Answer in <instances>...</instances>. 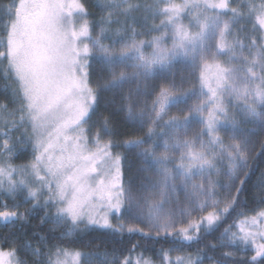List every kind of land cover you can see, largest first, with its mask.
Returning <instances> with one entry per match:
<instances>
[{
	"label": "snow or ice",
	"instance_id": "snow-or-ice-1",
	"mask_svg": "<svg viewBox=\"0 0 264 264\" xmlns=\"http://www.w3.org/2000/svg\"><path fill=\"white\" fill-rule=\"evenodd\" d=\"M0 61V264H264V0H8Z\"/></svg>",
	"mask_w": 264,
	"mask_h": 264
},
{
	"label": "trees",
	"instance_id": "trees-1",
	"mask_svg": "<svg viewBox=\"0 0 264 264\" xmlns=\"http://www.w3.org/2000/svg\"><path fill=\"white\" fill-rule=\"evenodd\" d=\"M6 3H8V0H0V4H6ZM137 15H143V14H142V13H138ZM161 19H163V17H159V16H158V17H156L155 20H149V23H150V24H152V23H154V24H159L160 21H161ZM113 27H115V26H113ZM97 31H98V29H97ZM162 31H164V29H161L160 32H153V33H150L149 36H139V37H137V39H150L151 36L159 35V34H161ZM93 33H94V35L96 34V32H93ZM107 42H108V41H105V43H107ZM149 50H150V49H147V51H149ZM176 67H177V71H185V72L188 71V69L183 68L182 65H180V64H177ZM3 73H4V62L0 61V94L3 93V90H4L5 86L9 83L8 81H6V80L4 79ZM157 83H158V84H161V83H163V81H158ZM93 86H95V77H93ZM93 132H95V129H93ZM115 151H120V150L117 149V150H115ZM130 160H132V157H131V156H130ZM20 162H21V161H19V160L16 161V163H20ZM134 167H135V162L132 163V168L134 169ZM124 172H125V177H124V178L127 179L128 175L130 174V173H129V161H125V162H124ZM255 179H256V177L254 176V177H253V180H255ZM49 226H50V225H49ZM68 239H71V238H68ZM63 246H64V247H68V248L73 249V250H82V251H88V250H91V249H85V248H83L79 241H77V242H75V243H68V244H65V245H63ZM5 247H7V246H5ZM140 251H141L140 249H137L136 252H134V253L131 254V259H132V261H133V264H136L137 256H138V254H139ZM173 254H174V253H173ZM173 254H172V255H173ZM21 255H23V254L21 253ZM127 255H128V253L125 252V253L123 254V256L121 257V259H123L124 256H127ZM150 255H153V254L150 253V252H147V251L144 252V256H145L146 258H147L148 256H150ZM173 256H174V255H173ZM153 259H154V260H157V262H158V258L155 257L154 255H153ZM206 264H207V262H206Z\"/></svg>",
	"mask_w": 264,
	"mask_h": 264
},
{
	"label": "rangeland",
	"instance_id": "rangeland-1",
	"mask_svg": "<svg viewBox=\"0 0 264 264\" xmlns=\"http://www.w3.org/2000/svg\"><path fill=\"white\" fill-rule=\"evenodd\" d=\"M174 2L179 4V3H182L183 0H174ZM185 23H187V21H185ZM240 23L243 24V25L245 26L246 30L249 29V28H251V24L248 23V22H246V21H240ZM162 32H163V31H162ZM92 34L94 35V33H92ZM159 35H160V34H159ZM84 43H87V41H84ZM167 43H168V44H171V40L169 39V40L167 41ZM149 51H150V50H149ZM93 133H94V132H93ZM97 179H99V177H98ZM173 255L175 256L176 253H174Z\"/></svg>",
	"mask_w": 264,
	"mask_h": 264
}]
</instances>
